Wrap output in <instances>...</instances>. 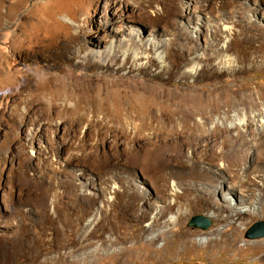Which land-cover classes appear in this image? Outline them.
Listing matches in <instances>:
<instances>
[{"label":"rangeland","instance_id":"1","mask_svg":"<svg viewBox=\"0 0 264 264\" xmlns=\"http://www.w3.org/2000/svg\"><path fill=\"white\" fill-rule=\"evenodd\" d=\"M87 1L0 0V35L4 37L0 41V92L12 82L11 70H25L19 77H28L34 89L37 82L50 85L62 77L81 85L98 83L100 79L108 86L125 88L127 83H119L124 79L129 87L173 91L195 114L183 120L185 131L204 113L211 124L227 115H250L264 107V0H119L110 9L107 7L115 0H95V20L82 30L87 43L82 51L77 47L74 56L58 63L49 53L37 55V51H44L52 42L57 44L59 38L73 32L65 19L83 13ZM116 14L121 19L112 22ZM108 21L110 25L118 22L120 32L116 38H104ZM222 22L232 27L227 44H233L228 52L233 58L231 63L218 51L222 41L217 28ZM13 30L21 38L11 45ZM121 44L124 50L143 58L138 62L133 58L124 60L118 52ZM112 45L117 47L112 55L119 57L115 68L125 63V69L93 68L95 62H100L98 59L107 56ZM158 46L162 47L159 52L163 59L150 63L149 59H157ZM200 53L210 59L196 62ZM194 64L196 70H190ZM226 64L230 69H225ZM136 66L149 68L151 75H167L155 80L145 72L130 70ZM171 66L174 70H166ZM225 70L245 73L234 83L231 71L224 74ZM237 84L243 85V91L229 105L225 87ZM52 89H47L49 97ZM76 100L74 97L68 104ZM125 100L129 107L130 99ZM242 101L246 105L238 109L236 104L241 105ZM99 102L105 108V99ZM93 109L82 107L84 117L76 125L52 115L50 121H41L37 126L29 124L19 136L12 132L9 121L0 123V264H261L262 255L256 247L264 237L248 239L246 234L255 223L264 222V207L244 224H236L229 217L235 209L257 204L260 207L259 202L264 200L262 184L251 186V194L243 195L231 194L228 184L210 196L205 194L206 190L213 191L209 182H185L183 188L192 184L200 189L194 195L200 196L202 202L181 216V205L174 201L173 213L159 227L148 231L156 206L167 205L171 198L170 190L164 199L158 197L155 177L177 174L184 164L168 162L159 166L160 173L154 179L148 174L146 156L137 163L130 158L132 151L145 150L146 138L130 142L114 132L120 122H113L99 109L93 113ZM2 112L8 113L9 109ZM217 126L232 128L227 121L213 125ZM240 131L247 130L242 127ZM31 132L38 137L29 142ZM232 134L237 136L238 131ZM253 138L252 134L247 136L248 141ZM51 141L57 145L53 147ZM203 149L199 146L200 151ZM184 153L189 156L192 149ZM242 172L239 169L238 174ZM112 185L117 191L104 206L102 201ZM126 192L141 197L137 214L149 215L140 224L135 218L126 217L125 206L119 201V195ZM194 216L210 219L211 228L189 227ZM233 224L240 229V239L229 251H223V235ZM180 227L186 234L183 243L179 242ZM227 237L231 241L233 234L228 232ZM215 242L217 248L213 246Z\"/></svg>","mask_w":264,"mask_h":264},{"label":"bare ground","instance_id":"2","mask_svg":"<svg viewBox=\"0 0 264 264\" xmlns=\"http://www.w3.org/2000/svg\"><path fill=\"white\" fill-rule=\"evenodd\" d=\"M119 3V0H115V2H112L109 6L107 5V8L110 9L113 5L117 6ZM94 7L95 0H88L85 3L83 13L76 14L75 18L66 17V26L72 29L73 32L59 38L57 44L52 42L44 51H37L36 54L41 55L44 52L49 53L54 62L58 63L61 60L63 61L68 59V57L71 58L74 56L77 47L79 51H82L84 45L87 44L84 43L85 37L82 35V30L94 22L95 16L92 14ZM119 19H121V15L116 14L111 21L113 22ZM109 23L110 21L107 22V35L104 38H116L117 34L120 32L119 28L116 27L118 22L114 25H110ZM217 32L220 33L222 41L221 48H218L219 54H222L225 59L228 58L231 63L233 58H230L228 52H230L233 44H227L229 36L232 34V27L222 22L221 26L217 28ZM3 38L4 37L0 35V41ZM19 38L21 37L18 32L16 33L13 30L10 40L11 45H14L15 41ZM148 44L149 42L147 45ZM123 47L124 46L121 44L118 52L124 57V60L133 58L135 62H138L143 58V56L138 53H130L124 50ZM154 47L156 48L157 45H154ZM161 48L162 47L158 46V49L155 50L157 52V59H149L150 63L159 62L163 59L162 54L159 52ZM113 49L117 50V47L113 45L110 46L107 56L103 59H98L101 63L95 62L92 67H103L107 70L125 69V63L123 66L117 69L115 68L119 61V57L118 54L112 55ZM261 49L262 47L259 48L260 51ZM58 51L61 52L57 53ZM2 57L3 55L1 58ZM205 59L209 60L210 57L204 53H200L195 57L196 62ZM225 66V69H230L227 64ZM130 70L145 72L146 76H151L155 80L165 78L167 75L165 72L151 75L148 71L149 68L146 67L137 68L136 66V68ZM166 70H174V66L168 67ZM190 70H196V65H192ZM230 71L231 74H233L234 83H237L238 77L245 73V70H225L223 72L225 74ZM24 72L25 70H11L12 82L9 83L7 89L0 92V114L3 116V118H0V123L6 122V120L9 121L12 124L11 130L16 136H19L29 124L37 126L41 121L52 120V115L76 125V122L84 117V114L81 112L82 107H84V110L88 108L92 110L94 108L92 111L93 113H96L99 109L108 115L113 122H120L121 125L119 128H114V132L123 135L130 142L135 143L141 140L142 137L146 138L144 141L145 150L132 151L130 158L131 162L137 163L146 156V161L149 165L148 168H150L148 174H151L153 178L160 173L159 166H166L168 162L184 164L180 166L181 172L177 174L171 172L167 173V175L163 174L160 177L157 176L158 178L155 177V185L161 195H158V197L161 200L162 198L164 199L166 196L165 193H167V190H170L171 198L167 205L159 204L156 206L154 222L148 231L159 227L161 221L173 213L175 210V206L173 205L174 201L181 205L180 208L182 210L179 211V215L181 216L186 215L202 202L200 196L194 195L196 191L200 189H197L192 184L188 185L187 188H183L182 186H185V182H209L213 191L206 190L205 194L209 193L210 196L213 193H217L222 188H225L228 184H230L231 194L234 195L251 194V186L257 183L262 184L264 187V107L250 115L246 113L234 114L233 116L227 115L226 119H215L211 124H209L210 117L204 113L205 115H201V119L195 121V124L190 127V130L188 129L185 131L183 120L187 119V115H189V117L190 115L195 116L194 111L190 109L187 110L182 102L183 100H180L175 93L169 89L161 88L159 91H146L145 89L129 87L128 81L124 79H120L119 83H127L125 88L119 85L114 87L108 86L106 82H102L100 79L98 83L81 85L68 81L66 77L50 82L52 83L50 85H40V83L37 82L38 85H36L34 89V85L28 77H24L25 79L23 80L22 77ZM221 75H223V73ZM15 78L17 80H14ZM168 79H170V77ZM138 84H140V82H138ZM48 88H53V94L50 97L49 91L47 90ZM225 88L226 96L228 100H230L228 101L229 105L234 104L233 102L236 96H239L243 91V85L237 84L230 88ZM74 97L77 100L74 103L71 102L68 104L70 99ZM262 97L264 99V94ZM104 99L105 108H103L102 104L99 102ZM125 99H130L129 107L125 106ZM236 105L239 109L240 106H245L246 104L245 101H242L241 105ZM22 106H24V108H22ZM2 109H9V112H2ZM227 112L229 113V110ZM188 120L190 121V119ZM225 121L230 122L232 128L213 127L214 124H223ZM242 127L247 131H240ZM128 128H131L132 131H128ZM252 128H255L256 131L252 132ZM176 129L178 133H175ZM233 131H238V135L234 136L232 134ZM30 134L29 142L36 140L38 137V134L34 132ZM133 134L134 136H132ZM249 134L254 136L251 141L247 139ZM51 145L54 147L57 143L51 141ZM199 146H203L204 149L200 151ZM208 147H211V150H209ZM188 148L192 149V153L189 156L184 153ZM165 149L167 150L164 151ZM174 152H178V154L175 155ZM239 169L243 172L238 174ZM235 176L236 178L234 179ZM173 178L177 180H172ZM180 190L182 192H179ZM116 191V185H112L106 191V197L102 201L104 206L106 203L112 201V195L115 194ZM119 196V201H122L125 206L124 210L127 218H135L139 224L147 219L149 216L147 213L144 212L138 215L136 212V208L141 202V197L133 194L130 195L127 192ZM259 204H261L260 207L257 204V206L253 208L245 207L242 210L235 209L234 214L229 218L236 220V224L238 222L244 224L253 215L260 214V208L264 207V200L261 199V203L259 202ZM184 207L186 211L183 210ZM209 217L215 218L216 216L209 215ZM220 217L221 215L219 214L218 218L220 219ZM170 220H172L171 217ZM236 224L231 225L223 235L221 241V245L224 248L223 251H229L235 244L237 245L240 239L241 232ZM180 225H182L181 219L179 221V226ZM180 230L179 242L183 243L186 241V234L181 227ZM139 232L136 234H139ZM228 232L233 234V239L231 241L227 237ZM216 244L217 242H215V244L213 243V246H216ZM257 244L258 247H256V250L262 255L260 263L264 264V241Z\"/></svg>","mask_w":264,"mask_h":264},{"label":"water","instance_id":"3","mask_svg":"<svg viewBox=\"0 0 264 264\" xmlns=\"http://www.w3.org/2000/svg\"><path fill=\"white\" fill-rule=\"evenodd\" d=\"M188 226L193 229L208 230L212 226V221L204 216H194L191 218ZM248 239H257L264 237V222L255 223L246 234Z\"/></svg>","mask_w":264,"mask_h":264}]
</instances>
